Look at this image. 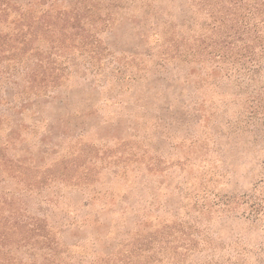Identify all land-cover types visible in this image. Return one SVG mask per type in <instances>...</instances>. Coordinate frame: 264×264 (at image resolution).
Returning a JSON list of instances; mask_svg holds the SVG:
<instances>
[{"label": "rangeland", "instance_id": "1", "mask_svg": "<svg viewBox=\"0 0 264 264\" xmlns=\"http://www.w3.org/2000/svg\"><path fill=\"white\" fill-rule=\"evenodd\" d=\"M4 1L0 264H264L247 88L186 58L235 0Z\"/></svg>", "mask_w": 264, "mask_h": 264}, {"label": "trees", "instance_id": "2", "mask_svg": "<svg viewBox=\"0 0 264 264\" xmlns=\"http://www.w3.org/2000/svg\"><path fill=\"white\" fill-rule=\"evenodd\" d=\"M4 2L7 5L0 2V15L9 17L10 7L8 2ZM232 4L237 12L232 17L228 31L210 38L209 44L204 39V48L198 54H186V58L189 59L191 55L200 56L203 61L212 63L218 74L224 73L226 78L235 77L241 86H246L249 94L246 123L255 129V142L264 145V0H235ZM24 26L27 27L26 33L21 28L16 35L12 32H0V57L6 53L12 54L10 57L15 63L25 57L28 46L37 40L42 23ZM28 36L32 39L28 40ZM37 54L40 57L38 49ZM40 61L38 59V65ZM32 73L33 78L30 80L35 81L39 75L37 70ZM262 169L264 171V159ZM250 208L255 216H263L264 196L254 200Z\"/></svg>", "mask_w": 264, "mask_h": 264}]
</instances>
